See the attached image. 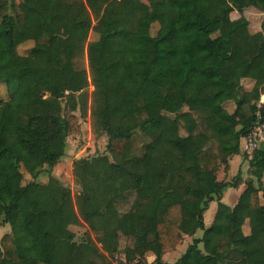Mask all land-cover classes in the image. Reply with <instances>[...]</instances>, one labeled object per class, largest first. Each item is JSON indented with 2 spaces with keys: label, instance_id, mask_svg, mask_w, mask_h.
Masks as SVG:
<instances>
[{
  "label": "trees",
  "instance_id": "16d2710c",
  "mask_svg": "<svg viewBox=\"0 0 264 264\" xmlns=\"http://www.w3.org/2000/svg\"><path fill=\"white\" fill-rule=\"evenodd\" d=\"M254 1L264 13V0ZM145 11L151 24L176 27L175 42L159 45L154 58L152 36L140 26ZM232 11L233 0H0V82L8 92V100L0 98V225L11 227L0 240V264H110L121 235L130 239L126 259L140 264H148L147 253L154 264H168L162 256L183 235L193 240L174 264H264V144L244 156L252 178L233 207L221 199L240 173L219 181L220 165L208 166L204 157L215 141L228 168L264 93L243 87L245 79L264 76V51L245 17L225 25ZM92 30L98 38L89 42ZM27 41L34 45L19 55ZM78 52L86 53L90 76L75 68ZM173 67L181 74L178 89L164 93L160 84ZM90 83L91 118L108 138L109 155L74 161L80 198L91 202L78 214L70 189L23 184L22 168L36 180L66 156L67 138L81 127L64 109L75 110ZM195 115L207 132L198 131ZM138 133L150 141L140 155L124 154ZM126 193L135 201L121 215L115 203ZM213 201L207 228L204 213ZM80 224L100 234V249L90 255L87 246L70 244Z\"/></svg>",
  "mask_w": 264,
  "mask_h": 264
},
{
  "label": "rangeland",
  "instance_id": "374dc122",
  "mask_svg": "<svg viewBox=\"0 0 264 264\" xmlns=\"http://www.w3.org/2000/svg\"><path fill=\"white\" fill-rule=\"evenodd\" d=\"M11 2H15L20 4V0H10ZM147 2L148 0H142ZM81 12H87V7L82 4L80 5ZM242 17H245L249 22V30L252 33H256L259 35L258 41L260 44V48L264 51V31L261 29L262 22L264 21V13L259 9L258 5L254 0H233V11L228 15L227 20L225 21V25L227 27H233L236 25L238 20ZM140 26L143 30L149 31L152 36V41L149 46L148 54L151 58L155 57L157 48L161 44L173 43L176 40V27L172 22H163V23H153L151 24L149 21L148 12L145 11L140 19ZM98 38V35L95 31H91L88 37V41L92 42ZM34 45L33 41H27L17 47V53L19 55H27L32 46ZM73 64L78 70H85L90 76L89 63L85 52H78L72 54ZM214 75V74H213ZM180 71L173 67L168 78L160 84L164 93H176L179 81H180ZM150 83H156L157 81L151 80ZM227 82H223V86H227ZM249 83L243 82L244 89L249 87ZM254 87L264 88V76L259 78V80L252 85V89ZM93 86L90 85L84 91L82 98L80 99L79 104H77L75 110H70V106H66L64 109V113L66 115H75L78 117L79 124L81 127L80 133L71 134L67 138V151L66 156L61 159V161L53 168H49L44 166L43 170L37 177V179H33L23 168V184H27L32 181H36L41 184H50L56 185L61 184L65 188L70 189L72 193V199L74 201V205L78 214H82L91 209V202L84 201L80 198L81 195V187L78 185L77 180L73 174V163L75 160L80 158H92L98 155H109L107 152V136L100 130L95 127L93 120L91 118L90 113V95L93 91ZM262 95V94H261ZM87 97V98H86ZM0 98L3 101L8 100V92L6 85L0 82ZM260 100V99H259ZM122 104L120 102L117 107ZM232 103H226L225 108L229 111ZM185 111L188 108H184ZM198 120V131L207 132L208 130L205 128L202 119L199 116H196ZM181 134L184 135V129H181ZM150 141V137L143 133H138L133 138L127 140L124 146V154L130 155H140L143 151L144 145ZM204 157L206 165H220L218 179H224L227 181H235L236 178V167L233 170V173H226L222 171V164L220 163L221 156L218 145L215 141H210L205 149H204ZM242 164L240 165V170L242 171V176L246 180L251 177L252 171L246 164V160L243 159L241 154ZM246 161V162H245ZM232 197V196H231ZM231 202L234 201L235 197L230 198ZM135 194L134 193H126L123 198L119 199L115 206L119 212V214L127 213L134 205ZM233 204V203H231ZM207 218V217H206ZM4 226V231L6 232ZM247 227L245 224L244 229ZM73 231L75 233V238L70 241L72 245H82L87 246L88 255L92 254L96 250L100 249V244H98L95 239L100 235L98 233L91 232L87 225L80 224L73 227ZM5 235V234H4ZM202 236V231H198L195 235V238H200ZM130 244V239L121 235L118 241V248L116 253L109 256L110 262L120 261V258L125 257V249ZM187 245L181 249V252H184ZM148 253L145 255L147 257ZM126 258V257H125ZM225 264H235L232 261H227Z\"/></svg>",
  "mask_w": 264,
  "mask_h": 264
},
{
  "label": "crops",
  "instance_id": "0c3cea01",
  "mask_svg": "<svg viewBox=\"0 0 264 264\" xmlns=\"http://www.w3.org/2000/svg\"><path fill=\"white\" fill-rule=\"evenodd\" d=\"M244 81L246 83H249V85H250L249 87H247L245 89L246 90H251L252 89V85L254 84V81L253 80H249V79H245ZM243 82H242V84H243ZM262 96L264 98V93L262 94ZM240 150H241L240 154L234 155V156H232V157H230L228 159V168L226 170L224 169V167H222V171L224 172L225 175H226V173L227 174L228 173H233V170L235 169V167H236V172H237L235 175H237L239 173L241 175V181H239L238 186L234 187V188L230 187L227 190H225V192L223 193L222 199H221V201L223 203H225L226 205L231 206V207H233L237 203L239 196L245 190V183L244 182L246 181V179L243 178L242 171L240 170V165L242 164L241 154L243 156V159L247 161V162L246 161L245 162H246V164L249 167L248 159L244 158L246 153L243 151L242 147L240 148ZM218 174H219V171L217 173V179H218ZM251 178H252V175L248 179H251ZM221 180H224V179H221ZM221 180H219V181H221ZM224 181H227V180H224ZM262 181L264 183V177H263ZM227 182H230V181H227ZM228 196H230V198H232V197L234 198L235 197L234 201L231 202V199H228L229 200V202H228L227 201V197ZM231 203H233V204H231ZM216 208H217V202L213 201V202L210 203L208 210L205 211V213H204L205 227H207V228L212 227V221H213V218H214V214H215ZM245 224H247V227L244 229L245 225L243 226V232L245 234H249L250 229H249V226H248V221H246ZM4 226H6L5 228H7V229H5L6 232L3 230ZM10 232H11V227H10L9 224L0 225V240L4 236V234H10ZM194 238H195V236H194ZM192 240H193V237H190V236H187V235H183V239L176 245L175 249L173 251H171L169 253H166V254H164L162 256V261L164 263L174 264L177 261V259L184 253V252H181V249L183 247H185L186 245L188 246L192 242ZM146 259H147V263L148 264H154L155 256L152 253H148Z\"/></svg>",
  "mask_w": 264,
  "mask_h": 264
},
{
  "label": "built area",
  "instance_id": "2783aa9c",
  "mask_svg": "<svg viewBox=\"0 0 264 264\" xmlns=\"http://www.w3.org/2000/svg\"><path fill=\"white\" fill-rule=\"evenodd\" d=\"M262 105H264V98L261 95L258 102V111L256 113L257 120L252 126L249 134L241 139V147L248 155H251L256 149L264 144V112H261L260 109ZM110 264H140V259L127 260L124 257L122 259L120 258V261H112Z\"/></svg>",
  "mask_w": 264,
  "mask_h": 264
}]
</instances>
